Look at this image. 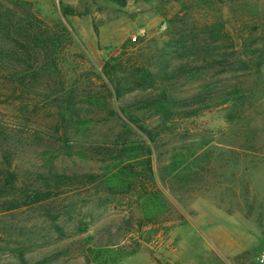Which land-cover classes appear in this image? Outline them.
<instances>
[{
    "label": "rangeland",
    "instance_id": "374dc122",
    "mask_svg": "<svg viewBox=\"0 0 264 264\" xmlns=\"http://www.w3.org/2000/svg\"><path fill=\"white\" fill-rule=\"evenodd\" d=\"M22 1L45 22L72 27L62 59L65 67H77L76 75H100L107 59L148 43L160 50L175 10L163 18L159 0H126L122 8L105 0ZM208 1L193 18L221 25L228 40L221 38L216 52L225 62L208 67L206 79L218 92L239 88L242 105L234 112L216 98L199 116L176 120L156 146L148 143L151 177L133 179L127 193L75 191L46 205L47 214L45 205L0 212V264L15 261L17 251L40 264H258L264 249V0ZM75 22L87 38L105 28L108 43L91 53ZM249 48L259 58L249 56ZM10 110L0 105V114ZM117 130L112 124L96 134ZM134 131L135 140H146ZM56 213L61 216L53 219Z\"/></svg>",
    "mask_w": 264,
    "mask_h": 264
},
{
    "label": "trees",
    "instance_id": "16d2710c",
    "mask_svg": "<svg viewBox=\"0 0 264 264\" xmlns=\"http://www.w3.org/2000/svg\"><path fill=\"white\" fill-rule=\"evenodd\" d=\"M210 4L159 0L163 18L175 9L160 50L148 43L110 57L100 75H76L77 67L62 59L71 26L45 22L27 1L0 0V105L11 109L10 116L0 114V212L45 205L47 214L46 205L75 191L127 193L133 179L151 177L148 143L156 146L176 120L199 116L216 98L235 112L242 105L239 88L218 92L206 79L208 67L224 61L216 53L221 38L228 40L221 25L193 18ZM112 124L118 130L110 136L96 134ZM134 129L146 140H135ZM15 255L7 264H40Z\"/></svg>",
    "mask_w": 264,
    "mask_h": 264
},
{
    "label": "crops",
    "instance_id": "0c3cea01",
    "mask_svg": "<svg viewBox=\"0 0 264 264\" xmlns=\"http://www.w3.org/2000/svg\"><path fill=\"white\" fill-rule=\"evenodd\" d=\"M73 26L75 27V29L77 30V32L79 33V36L83 39V41L86 42L87 48L91 53L93 52L94 48L98 45V43L101 48L108 43V39L105 36V32H106L105 28L104 29L101 28L99 30L98 37L93 39L92 37L87 38L86 36L83 35V32L80 28L81 25L79 23L75 22L73 23ZM128 28L130 29V25L126 24L125 29H128ZM109 30L111 31V35H114V36L116 35V26L114 24L109 27Z\"/></svg>",
    "mask_w": 264,
    "mask_h": 264
},
{
    "label": "built area",
    "instance_id": "2783aa9c",
    "mask_svg": "<svg viewBox=\"0 0 264 264\" xmlns=\"http://www.w3.org/2000/svg\"><path fill=\"white\" fill-rule=\"evenodd\" d=\"M142 31H139L137 35H133L131 37L132 41H136L138 36H141ZM256 261L258 264H264V249L259 250L258 255L256 257Z\"/></svg>",
    "mask_w": 264,
    "mask_h": 264
}]
</instances>
